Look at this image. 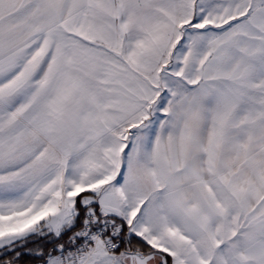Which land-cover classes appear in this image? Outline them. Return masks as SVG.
<instances>
[{
    "label": "snow or ice",
    "instance_id": "1",
    "mask_svg": "<svg viewBox=\"0 0 264 264\" xmlns=\"http://www.w3.org/2000/svg\"><path fill=\"white\" fill-rule=\"evenodd\" d=\"M0 264H264V0H0Z\"/></svg>",
    "mask_w": 264,
    "mask_h": 264
}]
</instances>
